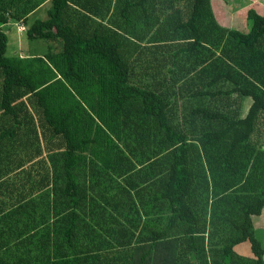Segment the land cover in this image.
<instances>
[{
  "label": "trees",
  "instance_id": "16d2710c",
  "mask_svg": "<svg viewBox=\"0 0 264 264\" xmlns=\"http://www.w3.org/2000/svg\"><path fill=\"white\" fill-rule=\"evenodd\" d=\"M217 1L0 0V212L38 205L35 194L53 192L54 210L72 226L61 227L53 245L49 234L42 241L46 263L264 264L253 224L264 210V144L254 141L264 119V16L250 9L246 26L228 30L216 19ZM47 2V18L29 22ZM10 22L26 24L28 40L54 41L61 50L50 42L42 56L10 57ZM153 39L163 44L147 50L173 51L172 84L163 71L153 87L132 81L134 55ZM206 45L222 47L221 64L203 57ZM219 81L234 85L221 92L227 104L185 109L186 98L189 105L220 94L204 88ZM244 98L252 101L245 116ZM50 151L64 160L53 170L43 159ZM92 163L128 173L126 186H108L114 194L98 202L85 183ZM152 182L145 201L141 187ZM130 188L150 209L170 212L163 230L146 223L135 238ZM246 242L253 257L235 252Z\"/></svg>",
  "mask_w": 264,
  "mask_h": 264
},
{
  "label": "rangeland",
  "instance_id": "374dc122",
  "mask_svg": "<svg viewBox=\"0 0 264 264\" xmlns=\"http://www.w3.org/2000/svg\"><path fill=\"white\" fill-rule=\"evenodd\" d=\"M220 1V0H218ZM217 1V5L218 3H222V1H225V4H221L220 6L216 7V10H220L222 8H224L226 10L227 15L225 16V20H220L219 19V13L216 14V19L218 20V24L228 30H232V29H236V28H243L244 26L247 25V14L248 11L250 9H255L257 12H259L261 15L264 16V0H222L221 2ZM48 7H50V3H44V6L42 8L43 12L41 13L40 11V15L43 17H46V11L48 9ZM47 18V17H46ZM13 24H10L9 26H5L4 27V31L6 32V34L9 36H11V43H10V39H9V46H8V55L10 57L13 56H17L20 55L21 53L17 51V49L19 48V37H17L15 34L11 35V31H15L16 29L13 27ZM173 27V23H169L167 25L164 26L165 29L167 30H171ZM163 30V27H157V29L155 30V34L157 36V34H160L161 31ZM153 33V36H154ZM25 40H21V45L22 47L25 48V50H29L30 52H36V53H46L49 49V45H51V43L55 46V50L59 51L61 50V46L60 43L54 42V41H50L47 42L45 40H35V41H30L27 38V35L24 36ZM159 40H155L153 39L152 41H149L147 43H144L146 48L142 49L140 52L137 51L136 55H134L133 60L138 61V64L134 63L137 66L136 69V77H133V83L137 84V85H141V86H155L158 82V78L155 77V73L163 71L162 76L165 77H170V82L169 84H172L173 81V73H167L169 68H174L173 64L171 65V63H168L167 60H173V51L172 49L167 50V48H165L164 50H161V55H159L157 52H154V50L152 49L147 50L148 49V45L149 44H153V43H157V44H163V42H161L162 40H160V42H157ZM157 44H155L154 46H156ZM153 46V45H152ZM155 48V47H153ZM222 47L220 48H212L210 45H206V48L204 50H202L203 53V57H206V59L211 60L213 62H217L219 64H221L222 62ZM20 53V54H19ZM229 63V60L228 62ZM226 63V64H227ZM236 70H238V68H236ZM217 73H214V75H216ZM156 79V80H155ZM210 80V79H209ZM247 85V84H246ZM233 83L229 82V81H219L218 83H212L210 86H207L206 84L204 85V88L209 89L212 92H219L220 94L216 95L214 98H212L213 96L209 95L210 97H205L203 99V97H199V100L196 101H192L191 104L188 105V98L184 99L182 101V103H184L186 105L187 109L189 106H193V107H198V106H214L216 107V104H218L219 102L222 101V103L227 104V99L228 96L225 94H222L221 92L230 90L232 91L233 88ZM174 99V97H173ZM231 100H233V102L235 103L233 105V107L236 108V103L240 100L236 94L231 95ZM241 102H243V108L244 110L241 112V114H243L244 116L246 115L247 110L250 108V104H251V100L248 98H244L243 100H241ZM214 103V104H213ZM213 104V105H212ZM181 109V108H180ZM216 109V108H214ZM191 109H188V111H190ZM181 114H182V109L180 110ZM187 111V112H188ZM261 127H259V132L255 135L254 137V141L259 140L258 143H263L264 144V119L260 122ZM127 142L133 144V146H136V142L134 140V138L128 139ZM157 145V141L153 140L151 147L152 149L155 148ZM121 148L124 150L125 154L128 156H131L129 154V152L127 151L126 145L125 143L121 144L120 143ZM151 149V150H152ZM43 159H45V163L46 165L51 168L52 170L55 169V166H62L63 164V158L60 155L59 151H50V152H46L44 153ZM42 159V160H43ZM153 160H155L156 158L153 157ZM134 162L136 163V167L137 169L141 168V165L139 163L136 162L135 159H133ZM149 161H146L144 164L148 165ZM93 166V167H92ZM147 169V168H146ZM146 169L143 172V176H145L146 174ZM128 173H125L124 177H119V175L117 173H115L113 170H110L108 168H106L103 164L97 163L94 164L92 163V165L89 167V174L85 179V183L87 185V189H88V193L97 199V201L99 202V195L105 193L109 196H112L114 194V191H110L108 190V186H114L117 187L116 185H122V186H126L125 184V179L127 178ZM155 181H158V177L156 176ZM117 182V183H116ZM155 187L154 183L152 182V185L149 186V184H145L143 185L141 188L146 189L145 191V201L148 200L149 198V193L148 191L152 190ZM127 189H129V187H125ZM45 193H42V197L45 198V202L49 203L51 198L54 197L53 193L51 192L50 189H46L44 190ZM117 191V189H116ZM132 194L133 193H137L136 190H132V188H130L129 190ZM243 193H232V198H235L236 196H241ZM137 195V194H136ZM244 195V194H243ZM43 203V202H42ZM236 207L239 208V204L236 202ZM152 206L147 205V204H143L142 202V198L137 195V198L135 199L134 203L131 204V213H128L129 218L131 217L133 220H135V225H133L131 228L134 232H136L137 234L135 235V238L137 239L139 236L142 235V230L144 228V225L146 223L148 224H153L155 225V229L156 230H163L167 223H168V218L170 216V212L165 210V209H150ZM210 207V206H209ZM208 207V208H209ZM146 209H150L148 210L150 212V214L145 213ZM206 209V207L204 208ZM205 211V210H204ZM207 219L206 222L208 224L209 228H212V223H211V210L210 208L207 211ZM155 221V222H154ZM94 224H95V219H94ZM202 224H204L202 222ZM95 227H99L98 225H94ZM91 226H87L85 228H90ZM220 225H218V229ZM104 228H108V225H104ZM237 232V231H236ZM105 234V231H104ZM217 240H219L217 238ZM216 240V242H217ZM249 250L250 253L252 254L251 251V245L249 242H247L246 245Z\"/></svg>",
  "mask_w": 264,
  "mask_h": 264
},
{
  "label": "crops",
  "instance_id": "0c3cea01",
  "mask_svg": "<svg viewBox=\"0 0 264 264\" xmlns=\"http://www.w3.org/2000/svg\"><path fill=\"white\" fill-rule=\"evenodd\" d=\"M218 4L224 5L225 1H222L221 4ZM43 6L44 4L34 13H32L29 18V22H34L37 19H46L49 7L46 11V17H43L40 15V11L42 13L44 10H42ZM221 12L222 15L219 16V19L225 20L224 15H227L226 10L222 8ZM10 24H13V27L16 29L13 32L11 31V35L15 34L17 37H19V48L17 51L21 54L19 53L20 55L18 56H42L45 54L30 52L29 50H25V48L22 47L21 40H25V30L28 29L26 24L22 22H10L7 26ZM22 27H24L25 30L22 29ZM8 37L11 43V36H9V34ZM19 173L23 179L25 178V175L26 177L28 175V173ZM42 193H45V191H41L34 196L38 205L30 204L29 200L25 201L28 204L22 203L9 206L8 208H5L3 213L0 212V264H48L46 263L47 258L44 257V247H42L45 246V242L42 241H47V235L49 234L52 239L50 244L53 245L54 237L61 227L71 228L72 225L70 226V222H65V220H62L60 209L56 207L58 210H54L52 204L54 197L51 198L49 203H46L45 198L41 195ZM31 213L35 217L34 220L29 217V214ZM253 224L256 237L264 248V210L260 216L253 217ZM88 229L89 228H85V230ZM246 245L247 242L237 246L235 248L236 254L239 256L253 257V253H250V250Z\"/></svg>",
  "mask_w": 264,
  "mask_h": 264
},
{
  "label": "built area",
  "instance_id": "2783aa9c",
  "mask_svg": "<svg viewBox=\"0 0 264 264\" xmlns=\"http://www.w3.org/2000/svg\"><path fill=\"white\" fill-rule=\"evenodd\" d=\"M22 29H24V30H25V28H24V27H22Z\"/></svg>",
  "mask_w": 264,
  "mask_h": 264
}]
</instances>
